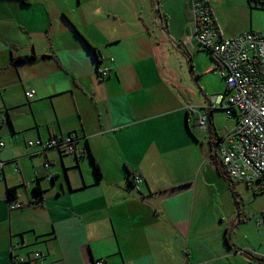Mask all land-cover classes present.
<instances>
[{
	"label": "crops",
	"instance_id": "obj_1",
	"mask_svg": "<svg viewBox=\"0 0 264 264\" xmlns=\"http://www.w3.org/2000/svg\"><path fill=\"white\" fill-rule=\"evenodd\" d=\"M193 1L0 0V264L33 251L44 264H264L263 230L246 229L264 203L249 215L239 196L227 219L216 208L227 178L211 150L234 122L224 129L209 108L225 84L193 39ZM247 2L264 11V0ZM23 56L36 60L13 62ZM72 133L82 156L26 147ZM230 184L264 194V181ZM7 188L20 207H8Z\"/></svg>",
	"mask_w": 264,
	"mask_h": 264
},
{
	"label": "built area",
	"instance_id": "obj_2",
	"mask_svg": "<svg viewBox=\"0 0 264 264\" xmlns=\"http://www.w3.org/2000/svg\"><path fill=\"white\" fill-rule=\"evenodd\" d=\"M194 34L193 39L199 50L211 58L210 72L217 74L225 84V92L210 98L209 108L220 109L233 126L225 132L212 147V154L220 161L224 175L229 182L255 185L264 181V36L253 32H242L231 38H222L213 18L207 0H194L192 5ZM110 60H112L110 58ZM102 61V59H101ZM99 60V62H101ZM97 75L103 79L106 68L97 69ZM35 95L34 89L24 92L30 101ZM190 112H195L190 108ZM196 124L200 131L208 128L207 117L196 112ZM78 137L69 134L62 138L31 140L26 142L28 149L38 153L55 149L61 153L82 156V150L76 149ZM3 143L0 142V148ZM5 162L0 160V173ZM49 163L43 167L47 169ZM133 187L138 190L141 178H131ZM28 187V184H25ZM10 209L20 207L17 203H8ZM263 228L264 212L256 220ZM45 254L33 251L27 256L17 257L15 264H44ZM96 262L95 264H99Z\"/></svg>",
	"mask_w": 264,
	"mask_h": 264
},
{
	"label": "rangeland",
	"instance_id": "obj_3",
	"mask_svg": "<svg viewBox=\"0 0 264 264\" xmlns=\"http://www.w3.org/2000/svg\"><path fill=\"white\" fill-rule=\"evenodd\" d=\"M215 4L216 5L211 4V9L214 12V6L216 7L215 16L219 28H226L229 31L243 30L242 32H253L264 36V11L255 10L252 4H248L247 0H215ZM223 83V80L216 74V86L218 85V87L222 89ZM216 118L218 120V125L221 127L224 126V129L231 126V123L225 119V115L220 111L216 112ZM235 189L236 188H233L230 182L227 179H224L223 176L216 180V201H218L216 208L219 209L222 215L220 216L221 218L227 219L230 215H237L239 209L237 203L240 202H237L236 199L239 196L244 200L245 213H249V215H251L250 212L257 211L262 207L261 205L264 203V194H259L258 191H253L252 188H244L242 191H239L240 193L236 192ZM241 205L242 203H240V206ZM257 216L260 217V215ZM250 221L253 222L248 218L246 223L248 224ZM216 222H219V219L216 218ZM246 229L252 232L254 238H257L259 233L263 230L262 227L259 228L255 223L254 226H246ZM258 230L260 231L259 233ZM244 234V232L239 230V236ZM251 263L256 264L253 261H251ZM235 264L245 263L240 262V259H237Z\"/></svg>",
	"mask_w": 264,
	"mask_h": 264
},
{
	"label": "trees",
	"instance_id": "obj_4",
	"mask_svg": "<svg viewBox=\"0 0 264 264\" xmlns=\"http://www.w3.org/2000/svg\"><path fill=\"white\" fill-rule=\"evenodd\" d=\"M88 49L91 52H94V49H92L91 47H89ZM35 60H36V58L34 56H23V57L14 58L13 62L14 63H32ZM96 62L99 63V60L97 59ZM91 163H92V167H93V170H94V173H95L96 177L99 178L100 177V172H99L98 166L96 165V163L94 162L93 159H91ZM129 177H130V174H127L128 184L131 186L132 185V180ZM33 195L35 196L36 199L39 200L40 197H41V190L38 187H36L35 189H33ZM6 196H7L8 203H12L13 201H15V199H16V190H15V188H7L6 189ZM261 261H263V263H264V259H261ZM12 264H15V263L12 262Z\"/></svg>",
	"mask_w": 264,
	"mask_h": 264
},
{
	"label": "water",
	"instance_id": "obj_5",
	"mask_svg": "<svg viewBox=\"0 0 264 264\" xmlns=\"http://www.w3.org/2000/svg\"><path fill=\"white\" fill-rule=\"evenodd\" d=\"M49 181H51L52 179H48Z\"/></svg>",
	"mask_w": 264,
	"mask_h": 264
}]
</instances>
